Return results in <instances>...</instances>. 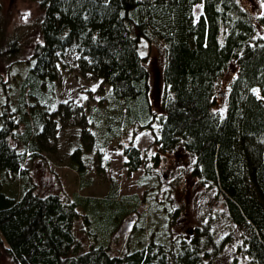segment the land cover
Returning <instances> with one entry per match:
<instances>
[{
	"label": "trees",
	"instance_id": "obj_1",
	"mask_svg": "<svg viewBox=\"0 0 264 264\" xmlns=\"http://www.w3.org/2000/svg\"><path fill=\"white\" fill-rule=\"evenodd\" d=\"M38 2L44 11L40 41L25 58L27 72L16 78L19 84L13 87L6 82L10 89L2 108L0 255H8L12 264H214L230 240L225 235L218 242L214 232L198 226L177 248L151 241L123 255L112 254L103 244L78 253L76 202L57 194L39 195L25 179L27 151L15 142L31 141L35 151V129L49 125L47 115L58 109L72 113L69 103H57L56 63L60 51L75 45L82 72L112 88L111 103L99 107L93 117L99 132L86 134L91 140L102 133L107 136L99 143L100 154L102 147L128 131L130 142L119 147L131 175L144 164L136 138L152 130L159 150L154 155L157 164L161 155L175 152L192 157L191 175L224 198V214L239 235L236 253L243 264H264V0L263 14L257 18L262 33L240 0ZM199 3L203 12L195 20L194 7ZM2 10L0 0V15ZM142 39L164 42L165 89L159 112L154 109L150 71L140 51ZM18 40L0 50V60L5 53L20 52ZM231 65L234 71L224 82L221 112L215 109L223 94L218 89ZM16 89L15 101L11 91ZM73 154L83 174L81 147ZM8 174H21L26 180L20 197L6 192L3 175ZM120 203L124 214L133 206L129 201ZM177 213L171 216L175 219ZM232 264H237L236 258Z\"/></svg>",
	"mask_w": 264,
	"mask_h": 264
},
{
	"label": "rangeland",
	"instance_id": "obj_2",
	"mask_svg": "<svg viewBox=\"0 0 264 264\" xmlns=\"http://www.w3.org/2000/svg\"><path fill=\"white\" fill-rule=\"evenodd\" d=\"M240 1L253 16L258 33H262L257 23V18L263 14L262 0ZM2 7L0 50L7 49L16 38L22 48L17 54L5 53L0 60V128L3 125L2 108L7 98L5 92L10 89L6 82L13 83L14 87L19 84L21 75L26 74L25 58L33 53L40 41L39 22L44 12L38 0H2ZM202 12L203 4H196L195 20ZM163 44V41L148 42L144 39L140 43L141 54L145 56L150 71L156 112L161 110L160 100L165 89L163 70L166 54ZM79 59L80 54L72 45L58 53L56 63L59 72L57 103H69L72 113L58 109L47 115L49 125L45 129H35V151L32 150L33 142L15 140L20 150L27 151L24 166L29 169V174L25 179L35 185L37 193L41 196L57 194L76 202L80 214L75 224L78 253L90 250L94 244H103L110 247L112 254L123 255L147 246L151 241L177 248L180 241L189 236L190 230L201 226L214 232L218 242L224 240L225 235H230L225 248L223 246L215 257L214 264H232L234 258L237 264H243V258L236 253L239 235L224 214V198L216 188L206 186L191 175L192 157L175 152L161 155L157 164L154 155L159 150L154 145L152 130H144L136 138L144 164L131 175L127 174L126 157L119 147L120 143L126 145L130 142L128 131L102 147L100 154L99 143L107 136L102 133L91 140L86 134L99 132L93 117L99 107L102 109L106 103H111L112 88L92 74L82 72ZM233 71L234 65H231L219 85L218 93L223 94L219 96L215 109L221 112H224V82L233 75ZM18 90L11 91L15 101ZM78 107H81L80 111ZM100 121L105 124L104 120ZM78 147L83 153V174L77 170L73 160V152ZM148 169L150 172L147 173ZM3 177L6 192L20 197L26 181L21 174ZM123 200L133 204L126 208V214L120 203ZM177 211L174 219L171 215ZM104 238L109 243L106 244ZM0 264H12L11 258L6 254L0 255Z\"/></svg>",
	"mask_w": 264,
	"mask_h": 264
},
{
	"label": "snow or ice",
	"instance_id": "obj_3",
	"mask_svg": "<svg viewBox=\"0 0 264 264\" xmlns=\"http://www.w3.org/2000/svg\"><path fill=\"white\" fill-rule=\"evenodd\" d=\"M92 90L95 91V88H93Z\"/></svg>",
	"mask_w": 264,
	"mask_h": 264
}]
</instances>
